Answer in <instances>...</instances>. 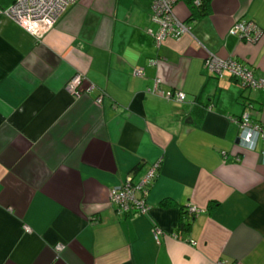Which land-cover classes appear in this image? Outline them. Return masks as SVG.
Segmentation results:
<instances>
[{"label":"crops","instance_id":"obj_1","mask_svg":"<svg viewBox=\"0 0 264 264\" xmlns=\"http://www.w3.org/2000/svg\"><path fill=\"white\" fill-rule=\"evenodd\" d=\"M12 1L0 0V264H264V141L237 140L244 110L264 124V92L203 65L209 48L264 75V37L231 32L240 18L264 27V0H211L190 21L179 0L192 33L160 45L153 0H77L41 38L2 11ZM78 72L80 95L66 87ZM157 161L149 211L118 212L110 188Z\"/></svg>","mask_w":264,"mask_h":264},{"label":"built area","instance_id":"obj_2","mask_svg":"<svg viewBox=\"0 0 264 264\" xmlns=\"http://www.w3.org/2000/svg\"><path fill=\"white\" fill-rule=\"evenodd\" d=\"M77 0H13L12 3L2 9V11L15 20L19 25L25 28L38 38H41L48 32L65 10ZM179 0H153L152 17L159 23V29L155 32V40L160 45L166 38H180L184 33H192V25L189 21L179 16L176 11V4ZM231 32L237 34L242 40L258 42L264 37V27L257 21L250 18H240L234 21L231 26ZM206 48L205 44L201 42ZM207 52L204 58V68L211 74L219 77L229 75L245 88L262 89L264 92V75L256 76L253 68L246 62L233 57L221 56L216 52L206 48ZM136 73L143 74V70L137 69ZM82 73L74 74L66 84L67 89L76 95H80L79 84L83 79ZM161 77L155 80L154 90L159 88ZM88 86L87 90L92 89ZM166 98H177L180 101L186 99V92L183 90L162 91ZM103 94H100L96 100L101 102ZM239 123V142L243 147H255L259 138L264 141V124L252 117L248 110H244L238 118ZM225 153V152H224ZM239 159V157H237ZM160 161L154 162L146 172L135 180L133 172H130L120 182L110 188L109 196L112 203L116 205L118 212L136 211L146 213L150 209L148 195L152 183L157 175V168ZM191 213H196L200 208L196 205L187 207ZM165 232L159 227L154 230V237L160 240ZM176 238L180 237L177 231L172 232ZM62 245H56L57 250L62 249ZM224 264V263H222ZM230 264H242L241 261H234Z\"/></svg>","mask_w":264,"mask_h":264},{"label":"trees","instance_id":"obj_3","mask_svg":"<svg viewBox=\"0 0 264 264\" xmlns=\"http://www.w3.org/2000/svg\"><path fill=\"white\" fill-rule=\"evenodd\" d=\"M183 1L187 4L190 10L189 19H188L189 21L200 18L208 14L211 11V0H183ZM159 167L157 168V174L159 171ZM162 203L165 205H170L172 204V201L169 199H164ZM186 211L188 212V209ZM190 224H191V221H182L181 227L188 228Z\"/></svg>","mask_w":264,"mask_h":264},{"label":"water","instance_id":"obj_4","mask_svg":"<svg viewBox=\"0 0 264 264\" xmlns=\"http://www.w3.org/2000/svg\"><path fill=\"white\" fill-rule=\"evenodd\" d=\"M237 140L239 141V137L237 138Z\"/></svg>","mask_w":264,"mask_h":264}]
</instances>
